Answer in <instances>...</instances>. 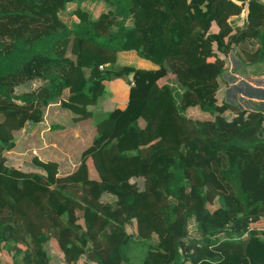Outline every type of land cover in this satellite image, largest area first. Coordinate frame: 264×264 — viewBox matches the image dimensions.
Here are the masks:
<instances>
[{"label": "trees", "instance_id": "1", "mask_svg": "<svg viewBox=\"0 0 264 264\" xmlns=\"http://www.w3.org/2000/svg\"><path fill=\"white\" fill-rule=\"evenodd\" d=\"M232 50L264 59V0H0V248L22 250L8 264H53L50 239L67 264H264V113L215 96ZM111 73L127 103L73 170L8 163L50 103L92 117Z\"/></svg>", "mask_w": 264, "mask_h": 264}, {"label": "rangeland", "instance_id": "2", "mask_svg": "<svg viewBox=\"0 0 264 264\" xmlns=\"http://www.w3.org/2000/svg\"><path fill=\"white\" fill-rule=\"evenodd\" d=\"M239 15L241 16L239 19V21L241 22L242 17L244 16V11H242ZM238 18L239 17H237L236 19H238ZM122 58H124L123 63L130 61L131 63H133L134 65H137L139 67H147V68L154 67V64L151 61L140 58V57H136V55H134V53H128V52L121 51V59ZM226 65H227V69L222 75V78L224 79V85L218 91V94H219L218 100L219 99L220 100L225 99L228 102H230V100H232V101L236 102L239 106H241V108L249 109V110L251 108H252V110H254L253 106L256 103L258 106H260L262 108L263 113H264V104L261 102V101L264 102V91H260L261 88H264V81L262 79H260V80L253 79V78L249 79L247 77V76H251V77L263 76L264 77V64L260 63V65H256L254 68H250L249 66L245 67L244 62H242L240 60V58L236 55V52L234 50H232L227 55ZM109 81L110 80H107V82H109ZM166 81H168L169 84L172 85L174 92H175L176 101L179 103L180 96H181V89L178 88L177 85L175 84L174 74L168 73ZM244 82H247L248 84L253 86V89L249 88V87H247V90L243 89L242 85L244 84ZM108 84H110L111 88L121 87V81L115 80L114 82H110ZM238 85L240 86V88L238 87ZM32 87H33L32 84L18 85V86H16V92H19V91L25 90V89H30ZM126 92H127L126 89H119V93H122V96L119 98H116L115 101H113L114 103L111 100L110 93H109V95L104 94L103 97L101 95L100 99H101V104L103 105V107L101 108V111H96L93 113L91 118L82 119L81 122L76 123L82 129V131H84L85 135H86V126L90 127L99 118H101L104 114H106L108 112L106 110L108 106H113L115 104H117V105H123L124 104V102L126 101V98H125ZM107 103H108V105H107ZM64 112L65 113L60 117L59 121L66 128H69V127L71 128L75 124L73 119L71 118V113H70L69 109H65V108H64ZM22 139L23 138L21 135L17 139L18 144L21 142ZM84 141L85 142H82V145H84L85 143L86 144L88 143V142H86L88 140L85 139ZM82 145L78 144L77 146L74 147V150H72L70 148V151H71V152H69V154L71 155L70 158H74L75 154H78V151L81 149V147H83ZM22 148H23V144H20L19 149L16 148L15 150L16 151H23ZM28 153H29V155L31 154V152H28ZM14 156L15 155H14L12 150L10 152L8 151V153H7L8 163L15 164L13 162L14 160H12L13 158H15ZM27 158H30V157H27ZM19 160H18L17 164H22V163H19L21 161V160L20 161ZM75 163H76V161H75ZM21 167L26 168V169L29 168V166H27L25 164L22 165ZM102 199L110 200L111 197H110V195L103 193ZM128 226L131 228L130 224H128ZM188 233L190 236L196 235L195 222L193 221V219H191L189 221ZM1 241H3V240L0 239V243H1ZM2 244H4V242H2ZM16 249L17 248H15V247L10 248V249L1 247L0 248V263L1 264H8L13 259H15L19 263V261L22 257V250L18 249L17 255L15 256V250ZM46 249H47L49 255L51 256V261L53 264H67L64 261L62 253L59 250L58 245L54 239L48 240V242L46 244ZM76 258H78L76 261L77 264H79V263L80 264H83V263L86 264V260H85L84 255L76 256Z\"/></svg>", "mask_w": 264, "mask_h": 264}, {"label": "crops", "instance_id": "3", "mask_svg": "<svg viewBox=\"0 0 264 264\" xmlns=\"http://www.w3.org/2000/svg\"><path fill=\"white\" fill-rule=\"evenodd\" d=\"M134 55H136V57H140L136 52H134ZM119 60L121 64L124 62V58L119 59ZM260 63L264 64V59L259 60L252 64L244 63V66L245 67L249 66L250 68H254L256 65H260ZM247 77L249 79H252V78L257 79V80L262 79L264 81L263 76H255V77L247 76ZM115 80L121 81V87L111 88L110 84L108 83L114 82ZM175 84L177 85L176 82ZM239 85L238 87L240 88ZM128 86H129L128 82L124 81L122 78L110 79L109 82L105 81V93L104 94L109 95L110 93L112 102L115 101L116 98H119L122 96V93H119V89H126L127 91L126 97H125L126 101L124 102V104L123 105L115 104L113 106H108L106 109L107 111L113 109L114 107H120V108L125 107L127 99H128ZM242 87L243 89H246V90H247V87L253 89V86H251L247 82H244ZM263 89L264 88H261L260 91H264ZM104 94L102 95V97L104 96ZM218 95H219L218 92H216L215 96L217 100H218ZM100 97L96 104L90 106L94 112L101 111V108L103 107V105L101 104ZM261 102L264 103L263 101ZM64 113H65L64 107L60 105L59 101L52 102L48 106H46L44 118L41 121L27 123L22 131L23 139L21 140L19 144H18V140H16V144L14 148L12 149L15 155L14 156L15 158L12 159L14 160L13 162L17 164L18 160L20 159L21 161L19 160L20 161L19 163H22V164H17V165L22 166L25 164L29 166V168H37L35 164L32 162V157L37 156L38 158L43 159V160L57 161L59 164L60 173H67L73 170L79 162V157H80V153L82 149L91 142L96 132L95 123H93L90 127L86 126V135H85L84 131H82V129L78 126V124H76V123L81 122L82 119L80 121L73 119L72 117L73 115L71 111H70L71 118L73 119L75 124L71 128L70 127L66 128L64 125H62L59 119ZM85 139L88 140L86 141L88 143L87 144L85 143L84 145H82V142H85L84 141ZM20 144H23V148H22L23 151H16L15 149L16 148L19 149ZM78 144H81L83 147H81V149L78 151V154H75L74 158H70L71 156L69 154V152H71L70 148L74 150V147L77 146ZM28 152H31V154L29 155ZM27 157H30V158H27Z\"/></svg>", "mask_w": 264, "mask_h": 264}, {"label": "water", "instance_id": "4", "mask_svg": "<svg viewBox=\"0 0 264 264\" xmlns=\"http://www.w3.org/2000/svg\"><path fill=\"white\" fill-rule=\"evenodd\" d=\"M115 78H122L124 81L126 82H130V79L127 77V75L125 73H122L120 75H117V74H114V73H111L110 75V79H115ZM168 82V81H167ZM169 83V82H168ZM230 103H233L232 100H230ZM264 104V103H263Z\"/></svg>", "mask_w": 264, "mask_h": 264}]
</instances>
